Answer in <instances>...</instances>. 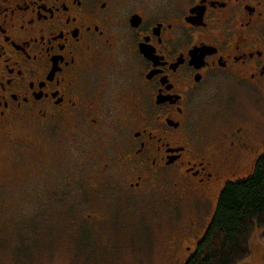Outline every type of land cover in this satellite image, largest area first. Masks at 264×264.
I'll list each match as a JSON object with an SVG mask.
<instances>
[{
    "label": "flooded vegetation",
    "instance_id": "af4514ba",
    "mask_svg": "<svg viewBox=\"0 0 264 264\" xmlns=\"http://www.w3.org/2000/svg\"><path fill=\"white\" fill-rule=\"evenodd\" d=\"M263 91L264 0H0V202L59 205L107 262L152 225L175 256L187 211L189 255L264 156Z\"/></svg>",
    "mask_w": 264,
    "mask_h": 264
},
{
    "label": "rangeland",
    "instance_id": "374dc122",
    "mask_svg": "<svg viewBox=\"0 0 264 264\" xmlns=\"http://www.w3.org/2000/svg\"><path fill=\"white\" fill-rule=\"evenodd\" d=\"M258 100L262 109V114L261 111L258 114L261 123L260 135L264 138V91L259 94ZM253 105L251 104L252 107ZM26 170L29 171V169ZM216 197L217 194L211 199L208 207H204L201 214L196 216L199 229L210 221L215 210ZM27 198L0 202V264H184L189 256L188 249L183 244L187 235L185 227L187 211L181 213L183 221L185 220L184 227L181 217L177 218L180 214L175 213V209L169 213V218L167 217L168 223H171L173 227L178 225L176 230L173 228L175 231L169 232V234L175 233L172 236L178 237L179 248L175 256H172L173 253L164 255L169 251L167 241L160 243L159 240L153 239L156 236L160 237V232L152 225L150 226L152 228L150 239L143 231L136 230V238L132 241L131 246L121 248L117 252L118 259L107 262L93 254L101 246V243L95 244L97 239L95 231L80 233L70 229L64 221V215L60 214L59 205L56 206L54 214L53 212L44 213L37 211V208H40L37 206L38 204L36 205L35 202ZM189 217L195 218L191 211H189ZM155 219L153 216L151 222L153 223ZM145 230L147 232L148 229ZM117 233L114 232L115 235ZM126 233H131V231L121 233L123 238L121 237L120 241L131 240L133 235ZM161 235L163 237L165 234L161 232ZM172 236L169 235V238ZM194 236L197 237L196 234H190L188 242L190 245L195 241ZM90 241L92 244L83 245ZM238 264H264V235H262L261 229H256L251 239V254Z\"/></svg>",
    "mask_w": 264,
    "mask_h": 264
},
{
    "label": "trees",
    "instance_id": "16d2710c",
    "mask_svg": "<svg viewBox=\"0 0 264 264\" xmlns=\"http://www.w3.org/2000/svg\"><path fill=\"white\" fill-rule=\"evenodd\" d=\"M256 229L264 235V156L251 175L222 188L209 225L184 264H238L251 254Z\"/></svg>",
    "mask_w": 264,
    "mask_h": 264
}]
</instances>
